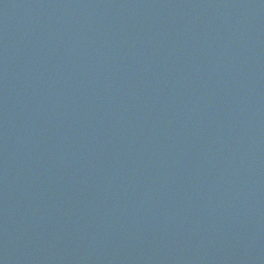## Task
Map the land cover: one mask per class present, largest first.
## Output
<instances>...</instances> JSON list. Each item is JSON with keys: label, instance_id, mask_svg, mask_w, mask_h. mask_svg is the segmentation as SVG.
Returning <instances> with one entry per match:
<instances>
[{"label": "water", "instance_id": "obj_1", "mask_svg": "<svg viewBox=\"0 0 264 264\" xmlns=\"http://www.w3.org/2000/svg\"><path fill=\"white\" fill-rule=\"evenodd\" d=\"M0 264H264V0H0Z\"/></svg>", "mask_w": 264, "mask_h": 264}]
</instances>
